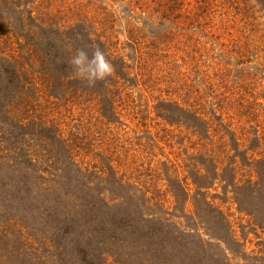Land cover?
I'll return each instance as SVG.
<instances>
[{"label": "trees", "instance_id": "obj_1", "mask_svg": "<svg viewBox=\"0 0 264 264\" xmlns=\"http://www.w3.org/2000/svg\"><path fill=\"white\" fill-rule=\"evenodd\" d=\"M251 2H256L264 14V0H0V15L6 19L2 23L8 26V33L11 27L16 28L17 34L22 33L18 34L20 38L15 44L20 50L17 54L11 51L14 46L7 41L10 38H3L7 30L0 32V80L14 81L12 77L15 78L14 83L24 91L16 96L19 105H30V97L36 96L42 87L47 89L49 96L56 98L49 100L55 107L61 106L59 97L64 98V126L54 117L46 118L40 113L34 119L19 116L22 114H15V110H21L14 106L11 111L19 123L17 128L10 129L7 120L0 121V192H7L0 195V219L4 221L0 240L14 248L8 243L12 241L10 232L20 233V238L22 231L12 225L33 229L31 222L34 226L37 216L25 206L34 200H30L35 192L33 189L41 183L49 198L47 203L54 205L55 201L58 206L64 205V220L72 227L89 215H115L125 220L124 215L130 214L132 208L135 215L156 228L151 238L161 239L169 232L178 237L176 234L194 233L203 243L200 245L217 246L218 259L230 264L227 263L230 248L227 236L232 233L231 222L204 194V189L211 187L210 180L217 178L216 170L215 175L208 177L206 170L210 168L201 159L206 152H196L190 168H183L190 173L181 180L176 167L179 162L165 156L164 147L170 144L165 134H161L165 128L154 135L144 119L154 113V118L185 127L193 135L204 138L222 126L225 133L232 132L233 140L237 136V150L245 156L246 150L239 149V145L243 143L240 137L246 135V127L235 120L240 115L248 128L252 125L263 140L254 126L258 115L255 101L243 97L247 80L256 68L251 60L254 51L251 46L255 41L226 31L231 26L225 23L222 10L224 7L228 21L232 22L230 15L235 12L227 4L235 9L242 4L243 11L237 13L250 19L254 5ZM218 11L223 17L219 27L216 24ZM2 27L0 25V29ZM22 39H26L31 48ZM260 43L257 40L255 45L261 46ZM194 54H199L201 59L186 64ZM160 58L166 70L164 79L154 76ZM203 59L215 66L211 72L216 78L206 73ZM257 64L263 66L264 62ZM135 87L137 90H133ZM218 87L229 91L227 95L223 92V99L219 97ZM136 92H139L138 100ZM142 93L146 106L142 105ZM10 103L8 100L7 104ZM9 107H3L0 114L6 117ZM135 107L137 110L131 111ZM233 107L237 110H229ZM126 118L137 119L146 128L135 131L140 135L131 136L134 128L130 127L136 124L129 126ZM33 125L38 128L18 132L20 128ZM36 131L43 132L42 141L51 137L62 145L63 152L57 161L33 152L35 145L45 146L34 138ZM14 138L15 142L24 143L17 147L12 144ZM249 141L248 137L246 144ZM249 147L247 144V149ZM250 159L256 178L249 179L248 186L253 194L259 191L258 204L264 194V154H255ZM185 161L188 164L189 159ZM161 181L163 187L159 186ZM183 182L192 185L198 195H203L205 208H199L194 202V212L190 214L195 221L194 227L171 217V207L177 205V199L171 202L169 194L177 197L180 190L184 191L185 200L190 195L191 188ZM244 188L246 184L242 183L240 189L248 190ZM237 200L245 201L241 192ZM251 203L255 204V200ZM201 213L211 217L219 229L218 234H209L211 237L205 239L208 234H202V226L197 222ZM44 222L39 219L36 227ZM83 225L87 227L85 232L73 236L77 240L81 236L79 248L82 252L78 249L76 253L84 255L86 261L85 252L91 253L92 243L88 246L84 243L93 228L88 227L87 221ZM27 228L26 241L17 242L22 245L18 246L19 253L20 250L25 252L20 264L40 263L42 256L32 254L37 248L29 243L35 239ZM42 244L47 242L43 240ZM14 251L17 252L9 250L6 257L0 254V264H13L14 258H9ZM51 251L53 256H44L43 263L53 264L52 247ZM109 256L103 258V264H111Z\"/></svg>", "mask_w": 264, "mask_h": 264}, {"label": "rangeland", "instance_id": "obj_2", "mask_svg": "<svg viewBox=\"0 0 264 264\" xmlns=\"http://www.w3.org/2000/svg\"><path fill=\"white\" fill-rule=\"evenodd\" d=\"M251 3L254 5L252 7V17L250 19H247L245 14L242 15L237 13L243 11L242 4L238 5L236 9L230 4H227L229 9L235 12L230 15L232 22L228 21V14L226 13L224 7H222V10L225 13V23H228L231 26L228 27L226 31L234 33V36H245L246 39L253 42L255 41V43L257 40L261 42V46L255 45V43L251 46V48L254 49V51L252 50L251 60L252 64L256 68L252 71L250 75L251 78L247 80V85L243 89V97L245 100L248 99L255 101L254 109L257 111L258 115L257 119L254 121L256 123L254 126H257L260 131V135L263 136V140H260L258 132L255 133L252 125H249L248 128V125L244 122L245 119H241L240 115H237L235 120L237 124L241 121L244 127H246V135L240 137V141L242 140L243 143L239 145V149L246 150L245 156L241 155V153L237 150V136L233 140L231 135L232 132L227 131V133H225V128L222 126L215 128V131L211 133L210 137L204 138L193 135L191 130L185 127L177 125L172 126L161 119L154 118V113H152L150 117L144 119L154 135L157 131H161L165 128V131H161V134H165V137L169 140L168 142H170L169 145L164 147L165 156L179 162L176 167L180 170L179 177L181 180L185 176L187 177V173H190L189 170L186 172L183 168H190L191 159L197 157L196 152H206L207 155L201 159H204L203 162L210 168L209 170H206L209 175L208 177H211L212 174L215 175L216 170L217 178L210 180V182H212L211 187L204 189V194L207 196L209 201L216 203L224 211L225 216L231 222V235L233 238L231 239V235L227 236L228 240H230L227 263L230 264H264V197H262L264 194H262L261 200L257 204L256 199L259 191L257 190L253 194V190L248 186V184H251L249 179L253 178L252 180H254L256 178V174L252 169L253 166L251 167L250 158H253L255 154H264V65L258 66L257 64L260 61L264 62V14L259 11L260 7L256 6V2ZM221 18L223 17L218 11L216 17L217 27L220 25L219 21ZM4 21H6V19L1 16L0 25L3 27L0 29V32L2 30H7L6 34L3 35V38L5 39L6 36L10 38V40L7 41L12 42L14 46L11 51L18 54L20 53V50L15 44H17L16 41L20 38V35L18 34L22 33L17 34L16 28L14 27H11V32L8 33L9 28L7 26V29L3 25L2 22ZM12 32H14V35ZM216 32H218V29H216ZM22 40L24 42H21L29 46L26 39ZM256 46H258V48H256ZM246 56L250 58V53L248 54L247 52ZM196 58L201 59L199 54H194L191 58H188L185 63L190 64L191 61H194ZM160 60L161 61L157 63L158 68L156 69L157 72L154 73V76L159 79H164V72H166V70L164 69L163 59L160 58ZM203 61L206 62L204 63L207 66H204L207 71L206 73L210 76V78H216L217 76L211 72V70L215 68L212 62L205 59H203ZM58 71L63 73L61 70ZM177 74L179 73L177 72ZM12 79L15 81L14 77H12ZM6 80H0V110L3 107L10 106V111L9 113H6V117L0 114V121L3 119L7 120L11 126L10 129L15 130L19 124L15 118V114L17 113L22 114L19 116H28L33 119L38 117L37 115L40 113L46 118L49 116L54 117L56 120L63 122L62 124L64 126V98L59 97V103L61 106L57 108L55 107V104L49 102V100L53 101L56 98L54 96H49L47 94V89L42 87V89L37 92L36 96L30 97V105H19L16 100V96L24 91L20 88L21 86L19 87V85L15 84L13 80ZM55 80H58L57 76ZM55 85L59 84L56 83ZM129 87L130 86L128 85L127 91L129 90ZM218 88L220 91L219 93L217 91L216 92L219 94V97L223 99V92L227 95L229 91L223 87ZM25 89L28 88L26 87ZM133 90H137L136 87L133 88ZM135 95L136 100H138L139 92H136ZM142 97V105L146 106L144 104V101H146L145 96L143 95ZM8 100L12 103L7 104ZM13 106L15 108L19 107V110L21 111L15 110L16 113L14 114L11 111L13 110ZM135 110H137V107L131 108V111ZM229 110L237 109L233 107ZM80 112L81 111L78 113ZM132 115L133 114L131 113L129 116L132 117ZM138 115L141 116V113L139 112ZM9 117H11L12 120L9 119ZM73 120L74 119L70 122H73ZM125 120L129 126H134L136 124V127H130L134 128L131 131V136L140 135L135 134V131L146 128L144 127L145 125H142L137 119L130 120L126 118ZM227 122L231 121L227 120ZM233 127L234 126L232 125L231 128ZM37 128L38 125H33L29 128H20L18 129V132H29L32 129ZM239 128L241 129L240 126ZM179 131L181 133H179ZM42 133L43 132L36 131L34 138L38 143H42L45 146L35 145L33 147V152L42 155L41 157L43 158L51 160L54 159L53 161L56 159L57 161V157L61 152H63L61 151L62 145L57 141V139L51 137L42 141ZM24 135H27V133H24ZM45 135L46 134L44 133V136ZM255 136H258V138ZM18 137L21 138L22 135L20 134ZM248 137L250 141L247 144L250 145V147L247 149L246 140ZM14 140H16V138L12 140V144L17 147H20L22 143H24H17ZM23 153H25V151H23ZM185 159H189L188 164ZM29 169L26 168V171L31 174V170ZM262 177L264 181V175H262ZM15 178L17 179V177ZM174 178L177 177L172 176V179ZM207 182L208 180H206L205 183ZM242 183L246 184L247 188L244 189L248 190L240 189V185H242ZM163 184L164 183L161 181L159 186L163 187ZM183 184L187 186L186 183L183 182ZM263 185L264 183H262V186ZM187 187L191 188V190L190 195L187 196L186 200L183 197L186 195L184 191L180 190L177 197H174L171 193L169 194L168 197L171 202L177 199V205L171 207V217L179 220L180 222H184L186 225L194 227L195 221L193 216L190 215L191 212H194L193 204L194 202L197 203L199 208H205V205L203 204V195H198L192 185H188ZM11 190H13V187ZM33 190H35L36 193L34 192V195L30 194L33 197L32 199H29L34 200L28 201L29 203H27L25 207L34 212L37 216L35 219L36 224L34 226L30 221L31 228L33 229H28L26 227L29 235L35 239L32 240V242L29 240V243L37 248V250L32 252V254L42 256V262H37L36 264H46V262L43 263V260H45L44 256L50 258V255L52 254L51 247L55 253V258L51 260L53 264H103V258L108 255H111L109 256L111 264H214L216 261L221 262V264H225L218 259L220 256L219 248L209 244L200 245L203 243H201L199 238L195 236L194 233L176 234L179 235L178 237L169 232V234L164 238L157 240L151 238L150 235L151 233H154L153 230L156 228L141 220L138 215L133 213L132 208L130 209V214L127 213V215H124L125 220H121L120 217H116L115 215L112 217L89 215L88 218H83L81 221L79 220L72 227V224H69L67 220H64V205L58 206L55 201H53L54 205H49L47 203L49 198L41 183L39 185L36 184ZM240 192L243 195V198H245V201L242 203L237 200L238 196H240ZM5 193L7 192L3 193L2 191L0 192V195L2 196ZM62 195L64 196V190ZM254 200L255 204L251 203ZM174 215L178 217H174ZM39 219L45 222L39 227H36ZM85 221H87L88 227L91 226V228H93L91 236L87 237V241L84 243V246H88L89 242L92 243L91 253L85 252L86 257L88 256L86 261L84 255L77 254L78 249H80L79 247L82 245L81 236L78 240L73 236V234L79 233L81 235L85 232L84 230L87 228L83 225ZM139 221L142 224H139ZM3 222L4 221L0 219V229L3 227ZM197 222L200 226H202L200 229L202 234H208V236H204L205 239L211 237L209 234H218L219 229L208 214L201 213ZM28 224L30 226V223ZM12 226L21 230L22 234L19 238L18 235H20V233H17L14 230L10 232L12 241H8V243L14 248H11L10 245L4 244L0 240V254L5 256L9 250H17L16 253L15 251L12 252L9 259L14 258L13 264H20V262H23L25 252L24 250L23 252L20 250L19 253V247L22 245L20 246L18 243L26 241L27 230L21 225ZM129 231H132V234H130ZM224 235L226 236V233H224ZM72 237L74 239H72ZM43 240L47 242L46 245L42 244ZM26 245L28 247L31 246L27 243ZM45 246H49L50 248H45ZM17 260H19V262H17Z\"/></svg>", "mask_w": 264, "mask_h": 264}]
</instances>
